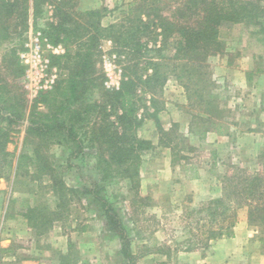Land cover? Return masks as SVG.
Returning a JSON list of instances; mask_svg holds the SVG:
<instances>
[{
  "label": "rangeland",
  "instance_id": "1",
  "mask_svg": "<svg viewBox=\"0 0 264 264\" xmlns=\"http://www.w3.org/2000/svg\"><path fill=\"white\" fill-rule=\"evenodd\" d=\"M130 1L78 0L77 7L101 11V24L107 26L127 14ZM52 9L46 0L36 24L30 19L27 29L5 23L8 36L0 49V90L16 96V111L23 112L21 121L10 127L6 144L14 161L20 154H29L36 142L25 131L40 93L31 97L25 88L18 51L30 30H41L53 19ZM2 26L0 22V33ZM219 39L222 48L208 58L210 83L199 87L201 102L192 91L188 101L172 75L162 88L160 111L181 112L182 121L171 122L165 130L158 120L160 132L148 115L151 112L139 109L137 116H146L142 122L146 118L154 121L156 134V139H147L153 146L141 157V163L147 162L142 171L148 179L144 186L140 169L138 185L122 176L102 181L93 155L88 150L70 155L76 150L75 143L63 136L60 143L49 141L46 149L56 174L73 188L64 194L63 203L48 176L25 158L15 179L13 174L8 180L0 177V247H9L0 250V264H128L120 254L119 237L107 228L93 198L81 191L92 187L93 181L102 186L100 193L117 209L134 264H222L224 259L232 260L226 264H264L260 226L248 223L246 206L237 209L236 223L241 215L245 225L240 232L247 234L242 242L222 244V240L234 238L236 223L230 236L207 241L208 230L221 222L217 215L212 220L203 204L221 196L222 176L232 172V167L256 170L264 164V32L245 23L225 24ZM100 50L95 68L101 77L89 92L92 101L99 100L104 89H111L105 82L120 71V57L109 39L100 42ZM62 72L57 67V79ZM172 82L184 91L185 103L169 88ZM38 108L43 107L39 104ZM203 118L226 121L229 135L221 139L208 137L210 132L200 135L209 127ZM186 122L188 132L182 127ZM193 180H199L196 186L187 182Z\"/></svg>",
  "mask_w": 264,
  "mask_h": 264
},
{
  "label": "trees",
  "instance_id": "2",
  "mask_svg": "<svg viewBox=\"0 0 264 264\" xmlns=\"http://www.w3.org/2000/svg\"><path fill=\"white\" fill-rule=\"evenodd\" d=\"M45 1L0 0V49L8 36L5 23L11 22L14 29H27L30 19L36 24ZM48 1L53 7V19L41 31L50 44L63 47V53L51 54L50 59L64 72L52 89L40 92L33 103L25 132L36 142L29 154H20L15 161L6 144L10 142V127L21 121L23 112L16 111V96L9 90H0V177L8 180L13 174L15 179L21 159L25 158L48 176L60 204L64 194L73 188L65 186L56 174L46 152L49 141L60 143L63 140L59 137L63 136L75 143L76 150L70 155L88 150L102 181L122 176L138 185L142 154L153 146L150 140L137 135L146 117L137 116L139 109L151 112L148 115L161 132L156 112L163 109L161 91L170 75L181 83L188 101L192 91L201 102L199 87L210 83L208 58L222 48L220 27L245 23L264 32V0H131L127 14L107 26L101 24V11L81 10L78 0ZM103 39L112 42L120 57L119 85L104 89L100 99L92 101L89 92L94 91L101 77L95 67ZM18 70L23 73L24 67L19 64ZM201 120L209 127L200 135H229L226 121ZM232 169L222 176L221 196L203 204L211 219L217 215L221 222L218 228L208 230L207 241L230 236L237 209L246 206L248 223L260 226V241L264 244V164L260 163L256 170ZM102 189L93 181L92 187L81 191L99 206L107 228L120 239V254L128 264H134L125 227L117 209L100 193ZM207 245L208 242L204 247ZM8 249L0 247L2 251Z\"/></svg>",
  "mask_w": 264,
  "mask_h": 264
},
{
  "label": "built area",
  "instance_id": "3",
  "mask_svg": "<svg viewBox=\"0 0 264 264\" xmlns=\"http://www.w3.org/2000/svg\"><path fill=\"white\" fill-rule=\"evenodd\" d=\"M63 51L61 45L50 44L41 30L28 32L18 51V59L24 67V86L31 97L52 89L57 80V66L52 64L50 55L61 54ZM115 75L117 76H109V81L105 82L108 88L118 87L120 71Z\"/></svg>",
  "mask_w": 264,
  "mask_h": 264
},
{
  "label": "crops",
  "instance_id": "4",
  "mask_svg": "<svg viewBox=\"0 0 264 264\" xmlns=\"http://www.w3.org/2000/svg\"><path fill=\"white\" fill-rule=\"evenodd\" d=\"M92 1V0H90ZM51 21V20H50ZM48 23V22H47ZM46 23V25H47ZM45 25V26H46ZM43 27V26H42ZM169 88L172 89V91H175L176 94L175 96H178L179 101L181 103H185L186 99H185V94L184 91L181 89V87L176 84L175 82H172V85L169 86ZM175 99V98H174ZM172 110V109H171ZM180 114L181 112H167L166 110H162L160 112H158V120L160 122V124L162 125V127L167 130L170 127L171 122H179L182 121L183 119H180ZM184 132H188V122L184 123V125H182ZM154 121L151 119H144V121L141 124L140 130H139V135L142 138L145 139H156V134L154 132ZM231 132V131H230ZM208 137H213L214 139H221L222 136H218L217 134L210 132L207 135ZM147 165V162L144 160L142 161L141 165H140V176H141V185L144 186L148 179L144 178L143 176V169H145V166ZM188 183H192L194 186H196L199 182V180H193V181H187ZM245 222H243V217L240 215V218H238V222L236 223L235 227H234V238H230L228 240H222V244L224 243H237V241L242 242L243 239L245 237H247V234H243L240 231L242 230V228L244 227ZM231 241V242H230ZM234 255H237V253L233 252ZM241 256V253L240 255ZM258 260V259H257ZM232 260H223L222 264H226L227 262H231ZM264 261V260H262ZM236 262V261H235ZM241 261L236 262V264H240Z\"/></svg>",
  "mask_w": 264,
  "mask_h": 264
}]
</instances>
